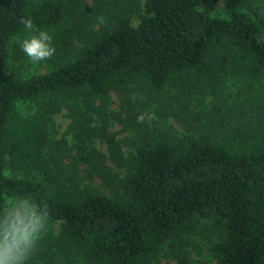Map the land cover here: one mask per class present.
Segmentation results:
<instances>
[{"label": "trees", "instance_id": "trees-1", "mask_svg": "<svg viewBox=\"0 0 264 264\" xmlns=\"http://www.w3.org/2000/svg\"><path fill=\"white\" fill-rule=\"evenodd\" d=\"M21 16L62 55L46 73L7 72ZM228 70V98L196 111L206 83ZM111 92L121 97L111 117L130 131L126 156L108 138L123 175L88 137L76 143L106 193L83 183L77 162H57L48 124L64 97L103 112ZM150 107L169 108L185 130L164 116L137 123ZM17 195L47 202L40 251L56 247L60 264H153L167 241L195 231L214 236L215 264H264V0H0V208Z\"/></svg>", "mask_w": 264, "mask_h": 264}, {"label": "rangeland", "instance_id": "rangeland-1", "mask_svg": "<svg viewBox=\"0 0 264 264\" xmlns=\"http://www.w3.org/2000/svg\"><path fill=\"white\" fill-rule=\"evenodd\" d=\"M85 2L88 5L93 4V0H85ZM30 35L31 33L25 32L22 35L19 34L12 38L7 59L8 73L21 77L37 73H46L60 62L59 57L62 55L60 56V53L56 51L51 59L42 61L38 65L32 64L20 48V41ZM236 75L237 72L234 70H228V73H222L216 76L211 82H207L203 88V94H200L194 101L196 107L194 105L192 107L196 111H200L203 107H209L210 104H213L216 96L228 98V94L234 90L237 83ZM64 100V104L54 114L48 124L50 140H54L50 142L48 150L54 151L58 155L57 162L59 164L77 162L82 170L83 183L97 187L101 191L108 193V188L102 184L101 180L95 174L88 173V171L84 172L87 164L80 162L79 158L77 161L76 158L79 155L76 143L88 137L85 140V144L90 145L92 143L95 147L103 151L107 155L105 159L107 164L113 166L120 175H123L125 169L116 167L110 160L108 152L109 137L117 140L120 146H122L119 150L123 151L125 156L127 151L130 150L125 146L128 136H130V131L115 118L111 117L112 110L117 111L120 109L121 97L111 92L108 104L103 112L99 110L98 102H95L94 105H89L82 103L77 98L64 97ZM27 105L28 103L18 104L20 110H23L25 113L29 110ZM147 112L152 113L156 120H162L164 116L167 122L166 124L171 129H174L175 132L185 130V127L167 107H162L161 112L158 114L152 112V107L148 108ZM99 129H102L100 133L97 132ZM48 150L46 149L45 154L48 158L49 165L52 166L51 159L54 156L50 155ZM21 173H23L22 170L13 169L8 172V174L17 175H21ZM11 199L12 197L7 198V202ZM57 226V224L54 225L55 232H57ZM212 239H214V236L205 231H195L176 240H169L157 251L153 264H178L177 252H185L192 264H215V259L209 249ZM37 249L28 264H60V261L56 259V247H52L51 250L40 251L42 249L40 244Z\"/></svg>", "mask_w": 264, "mask_h": 264}, {"label": "clouds", "instance_id": "clouds-1", "mask_svg": "<svg viewBox=\"0 0 264 264\" xmlns=\"http://www.w3.org/2000/svg\"><path fill=\"white\" fill-rule=\"evenodd\" d=\"M26 32L20 48L32 64L51 59L56 52L53 36L33 23L31 16H21ZM151 113H141L137 123L154 119ZM49 208L46 201L31 195H17L0 208V264H28L40 241L47 233Z\"/></svg>", "mask_w": 264, "mask_h": 264}]
</instances>
